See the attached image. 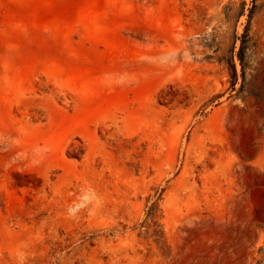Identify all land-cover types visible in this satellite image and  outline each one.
<instances>
[{"label":"rangeland","instance_id":"1","mask_svg":"<svg viewBox=\"0 0 264 264\" xmlns=\"http://www.w3.org/2000/svg\"><path fill=\"white\" fill-rule=\"evenodd\" d=\"M0 264H264V0H0Z\"/></svg>","mask_w":264,"mask_h":264},{"label":"clouds","instance_id":"2","mask_svg":"<svg viewBox=\"0 0 264 264\" xmlns=\"http://www.w3.org/2000/svg\"><path fill=\"white\" fill-rule=\"evenodd\" d=\"M99 203V198L92 189L84 190L82 189L81 195L77 198V201L74 202L67 209L69 216H75L81 209L88 207V205Z\"/></svg>","mask_w":264,"mask_h":264}]
</instances>
